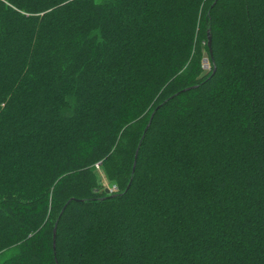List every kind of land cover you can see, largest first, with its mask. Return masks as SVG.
I'll list each match as a JSON object with an SVG mask.
<instances>
[{
	"label": "trees",
	"instance_id": "trees-1",
	"mask_svg": "<svg viewBox=\"0 0 264 264\" xmlns=\"http://www.w3.org/2000/svg\"><path fill=\"white\" fill-rule=\"evenodd\" d=\"M0 264H264V0H0Z\"/></svg>",
	"mask_w": 264,
	"mask_h": 264
},
{
	"label": "rangeland",
	"instance_id": "rangeland-1",
	"mask_svg": "<svg viewBox=\"0 0 264 264\" xmlns=\"http://www.w3.org/2000/svg\"><path fill=\"white\" fill-rule=\"evenodd\" d=\"M202 66H203V71L204 72L207 73V72L210 71V65H209V63H208V61L206 59H204L202 61ZM98 176H99V178L101 180V184H102V188L103 189H108L109 193L117 192V189L107 182V180L104 178L103 174L100 171H98Z\"/></svg>",
	"mask_w": 264,
	"mask_h": 264
},
{
	"label": "water",
	"instance_id": "water-1",
	"mask_svg": "<svg viewBox=\"0 0 264 264\" xmlns=\"http://www.w3.org/2000/svg\"><path fill=\"white\" fill-rule=\"evenodd\" d=\"M210 45H211V37H210V35L208 34V35H207V46H208L209 49H210ZM105 191H106L107 193H109V190H108V189H105Z\"/></svg>",
	"mask_w": 264,
	"mask_h": 264
}]
</instances>
